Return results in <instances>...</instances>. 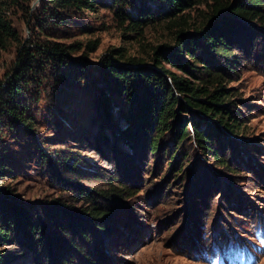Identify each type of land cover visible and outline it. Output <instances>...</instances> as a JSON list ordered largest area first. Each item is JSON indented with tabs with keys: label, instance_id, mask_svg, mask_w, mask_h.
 <instances>
[{
	"label": "rangeland",
	"instance_id": "374dc122",
	"mask_svg": "<svg viewBox=\"0 0 264 264\" xmlns=\"http://www.w3.org/2000/svg\"><path fill=\"white\" fill-rule=\"evenodd\" d=\"M102 1L55 15L42 8L44 0H31L29 23L14 18L24 41L70 46L71 58L85 60L86 77L70 76L68 83L55 84L53 74L46 71L43 81L36 76V84L29 85L25 107L33 134L15 127L0 131V164L6 163L0 169V198L26 209L52 235L51 223H66V213L72 216L70 223L85 227L88 222V240L76 230L78 226L59 233L63 244L73 241L81 247V252H68L69 264H225L227 256H238L236 251L243 245L251 251L253 264H260L264 259V29L255 28L256 42L236 49L238 64L231 72L229 85L245 133L225 132L230 142L235 141L232 152L217 148L233 172L218 167L211 154L188 140L178 150L186 152L180 165L183 172L174 177L169 175L164 149L169 133L160 139L164 147L157 153L151 154L144 144L136 151L137 161L123 155L116 124L128 109L116 104L122 112L114 110L111 119L103 115L96 102L101 88L93 85L96 72L90 65L101 63L105 56L120 63L142 58L151 64V48L170 43L172 34L160 23L139 31L121 19L117 13H131L135 0L123 8ZM15 59L13 47L0 52L1 82L12 75ZM120 186L128 190H117L121 193L117 196L112 188ZM89 191L105 198L95 195L96 204L89 203L82 195ZM92 205L108 210L110 215L101 219L106 231L88 220ZM3 233L0 264H63L59 252L26 249L10 232L3 229Z\"/></svg>",
	"mask_w": 264,
	"mask_h": 264
},
{
	"label": "trees",
	"instance_id": "16d2710c",
	"mask_svg": "<svg viewBox=\"0 0 264 264\" xmlns=\"http://www.w3.org/2000/svg\"><path fill=\"white\" fill-rule=\"evenodd\" d=\"M30 1L0 0V52L12 47L16 51L12 75L5 83L0 81V131L2 127H15L25 133L32 132L25 102L29 85L36 84V76L43 81L45 72L50 71L55 84H66L70 76L76 80L86 77L85 60L71 58L70 46L51 41L43 44L24 41L14 18L21 17L29 23ZM97 1L103 2L44 0L42 8L61 15L66 11L92 8ZM109 1L122 8L133 3L132 0ZM134 4L131 13H117L121 19L129 21L133 30L141 31L156 22L165 25L172 38L170 43L151 48V64L135 57L120 63L111 56L103 57L101 63L90 64L96 72L93 85L101 88L96 102L103 115L111 119L114 110L128 109L116 124V139L123 145V155L137 161L136 151L144 148V144L151 154L157 153L164 147L160 139L169 133L168 148L164 147L169 175L176 177L183 172L184 165H180L186 152L178 153V150L188 140L202 153L211 154L218 167L231 170L229 162L222 158L224 152L221 151V156L218 148L233 150L235 141L230 142L225 132L239 136L245 133L237 101L233 98L234 90L229 85L231 72L238 64L236 49L256 42L255 28L264 29V0H144L143 3L135 0ZM116 104L121 107L115 109ZM5 165L4 161L0 169ZM117 190L128 189L113 187L112 191L119 196L121 193ZM82 195L92 204H96V196L105 198L104 194L95 193V196L90 191ZM87 213L91 225L106 231L101 219L110 215L108 210L92 205ZM70 221L69 213H66V223L54 220L52 235L26 209L0 198V237H6L4 229L26 249L35 246L36 249L45 247L52 255L59 252L63 264H69L71 249L81 252V247L73 241L63 244L59 233H69V227L78 226L79 234L85 240L89 238L88 222L84 227Z\"/></svg>",
	"mask_w": 264,
	"mask_h": 264
},
{
	"label": "clouds",
	"instance_id": "9594fccd",
	"mask_svg": "<svg viewBox=\"0 0 264 264\" xmlns=\"http://www.w3.org/2000/svg\"><path fill=\"white\" fill-rule=\"evenodd\" d=\"M260 264H264V259H262V260L260 261Z\"/></svg>",
	"mask_w": 264,
	"mask_h": 264
}]
</instances>
